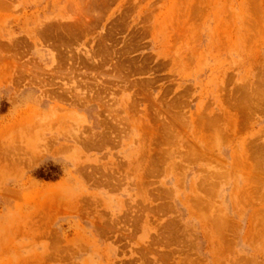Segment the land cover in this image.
I'll list each match as a JSON object with an SVG mask.
<instances>
[{"label": "rangeland", "instance_id": "rangeland-1", "mask_svg": "<svg viewBox=\"0 0 264 264\" xmlns=\"http://www.w3.org/2000/svg\"><path fill=\"white\" fill-rule=\"evenodd\" d=\"M0 264H264V0H0Z\"/></svg>", "mask_w": 264, "mask_h": 264}, {"label": "bare ground", "instance_id": "bare-ground-1", "mask_svg": "<svg viewBox=\"0 0 264 264\" xmlns=\"http://www.w3.org/2000/svg\"><path fill=\"white\" fill-rule=\"evenodd\" d=\"M254 91V90H253ZM250 94V93H249ZM251 96H252V92H251ZM250 103V102H249ZM255 106V105H254ZM159 115V114H158ZM227 222V221H226Z\"/></svg>", "mask_w": 264, "mask_h": 264}]
</instances>
